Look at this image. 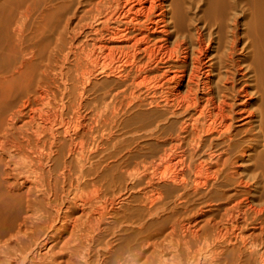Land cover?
<instances>
[{"label": "bare ground", "instance_id": "obj_1", "mask_svg": "<svg viewBox=\"0 0 264 264\" xmlns=\"http://www.w3.org/2000/svg\"><path fill=\"white\" fill-rule=\"evenodd\" d=\"M0 264H264V0H0Z\"/></svg>", "mask_w": 264, "mask_h": 264}]
</instances>
